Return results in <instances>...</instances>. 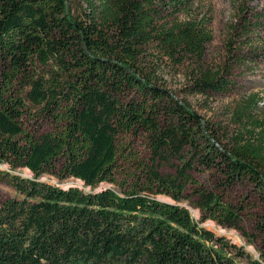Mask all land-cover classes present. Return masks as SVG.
Segmentation results:
<instances>
[{
	"label": "trees",
	"instance_id": "1",
	"mask_svg": "<svg viewBox=\"0 0 264 264\" xmlns=\"http://www.w3.org/2000/svg\"><path fill=\"white\" fill-rule=\"evenodd\" d=\"M202 1L0 0V181L16 192L0 204V264H264L258 98L237 104L224 133L190 102L234 92L264 63V10L236 0L226 61L209 65ZM132 136L147 139L149 162ZM170 159L181 165L164 175ZM240 187L256 202L237 201ZM255 207L258 258L203 225L241 231Z\"/></svg>",
	"mask_w": 264,
	"mask_h": 264
},
{
	"label": "rangeland",
	"instance_id": "2",
	"mask_svg": "<svg viewBox=\"0 0 264 264\" xmlns=\"http://www.w3.org/2000/svg\"><path fill=\"white\" fill-rule=\"evenodd\" d=\"M235 3L236 0H204L199 5L200 18L205 17L211 20L209 26L213 34V41L207 46L206 51V63L209 65H219L226 61L227 57L224 45L227 37V28L234 20ZM250 3L258 10H264V0H251ZM252 68L254 72H247L238 78L239 88L235 89L234 92L227 95L213 96L210 99H205L201 96L190 98L192 108L202 117V119L206 120L211 127H214L215 129L221 128L222 133H224L227 130L234 129L232 112L237 104L249 96L256 95L258 102L255 113L257 119L264 123V63L260 64V66H253ZM167 77L169 81V89H172L173 91L180 89L182 83L185 82L182 73L177 74L174 78ZM126 142L133 151L140 154L143 160L149 162L151 155L145 137H128ZM180 165L181 163L176 159L164 161L161 165L160 172L164 175L175 174L177 167ZM192 175L196 181L205 185L209 189H216L218 186L217 180L208 172H194ZM24 176L31 177L32 175L29 171L24 170ZM44 180L51 182L52 184H57L63 188L79 187L84 189V184L74 179L59 182L52 178L45 177ZM106 186L107 185H102L101 188ZM231 195L236 198L237 201L247 200L249 203H255L257 193L252 187H240L232 192ZM13 197H16V192L10 186L0 181V204L6 199ZM184 205L190 209L192 216L196 220H200L201 215L199 211L193 209L188 204ZM258 212H260V210L255 207L254 210L243 215L241 231L221 227L212 221H207L203 225L207 229L213 231L217 236L225 237L231 243H234L239 247H244L247 251L258 258L255 246L262 247L261 243L263 241V236L260 235L257 229ZM245 234L250 235L249 238H247ZM250 243L252 245H250Z\"/></svg>",
	"mask_w": 264,
	"mask_h": 264
}]
</instances>
